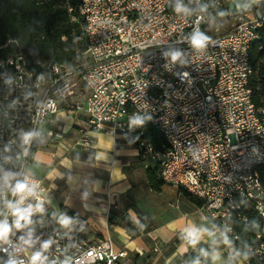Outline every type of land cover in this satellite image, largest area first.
<instances>
[{"label": "built area", "instance_id": "2783aa9c", "mask_svg": "<svg viewBox=\"0 0 264 264\" xmlns=\"http://www.w3.org/2000/svg\"><path fill=\"white\" fill-rule=\"evenodd\" d=\"M220 6L80 0L84 66L46 64L34 72L20 53L0 60L2 264H113L126 256L108 237L89 243L66 231L43 180L27 171L40 124L60 109L85 113L93 132L107 131L134 146L142 161L155 162L165 183L202 203L201 218L218 221L227 242L237 239L235 221H246L243 202L264 222L256 170L264 166V109L254 105L249 84V51L264 14L261 6L239 12L225 33L207 38L204 27ZM150 127L161 135L159 148L144 137ZM76 144L90 146L82 138ZM32 231L41 234L38 248L22 241ZM256 239L252 256L264 264V227Z\"/></svg>", "mask_w": 264, "mask_h": 264}, {"label": "crops", "instance_id": "0c3cea01", "mask_svg": "<svg viewBox=\"0 0 264 264\" xmlns=\"http://www.w3.org/2000/svg\"><path fill=\"white\" fill-rule=\"evenodd\" d=\"M81 138L90 146H78ZM155 166L131 144L107 131L93 132L85 113L60 109L40 124L27 171L43 180L50 210L66 231L89 243L108 237L114 251H126L113 264H233L238 253L223 239L218 221L202 219L201 206L183 189L164 181L157 189L150 186L146 170ZM70 220L80 224L71 226ZM178 235L206 244L208 260L185 261L188 250L181 238L175 241Z\"/></svg>", "mask_w": 264, "mask_h": 264}, {"label": "trees", "instance_id": "16d2710c", "mask_svg": "<svg viewBox=\"0 0 264 264\" xmlns=\"http://www.w3.org/2000/svg\"><path fill=\"white\" fill-rule=\"evenodd\" d=\"M231 0H221L220 11L231 21L239 12L249 11L262 5V0H243L238 10L228 7ZM80 0H0V60L20 53L27 68L40 72L42 65L73 64L86 51L84 22L79 15ZM12 40V42H8ZM249 59L253 69L250 86L254 90L253 102L257 108L264 109V25L258 29V40L251 46ZM145 139L159 148L162 138L154 128H147ZM118 141L126 142L117 137ZM262 188H264V166L256 167ZM158 168L146 170L147 180L157 189L163 180H158ZM196 205L202 203L186 193ZM242 214L246 221L236 220L233 241L234 250L251 264H256L252 256L258 247L257 235L264 222L253 209L251 202H243ZM184 242L187 252L185 261L208 260L210 249L185 235H178L176 242Z\"/></svg>", "mask_w": 264, "mask_h": 264}, {"label": "rangeland", "instance_id": "374dc122", "mask_svg": "<svg viewBox=\"0 0 264 264\" xmlns=\"http://www.w3.org/2000/svg\"><path fill=\"white\" fill-rule=\"evenodd\" d=\"M262 4H264V0H262ZM229 8L238 10L241 6V0H231L230 3L227 4ZM261 12L264 13V5H261ZM232 21L229 20L222 11L218 10L213 16L210 17L208 23L204 27V35L207 38H211L213 36L225 33L229 27L231 26ZM87 63V56L85 53L81 54L77 61L73 64L74 68H81ZM163 198H166V200L174 201L172 199L171 195L168 192H163L162 195ZM177 207V206H176ZM179 207H177V210ZM223 234V233H222ZM41 239V234L39 231H33L30 233H27L25 237L23 238L24 242H37L33 245H30V247L37 248L39 246V240ZM225 240V238L223 237ZM231 245V244H230ZM233 252L235 251L234 248L231 246ZM237 254V253H235ZM240 255L237 254L234 257V263L233 264H242L240 262ZM0 264L1 261H0Z\"/></svg>", "mask_w": 264, "mask_h": 264}, {"label": "clouds", "instance_id": "9594fccd", "mask_svg": "<svg viewBox=\"0 0 264 264\" xmlns=\"http://www.w3.org/2000/svg\"><path fill=\"white\" fill-rule=\"evenodd\" d=\"M197 43H198V41H197ZM21 187V189L23 188V186H20ZM4 230H6V229H4Z\"/></svg>", "mask_w": 264, "mask_h": 264}]
</instances>
